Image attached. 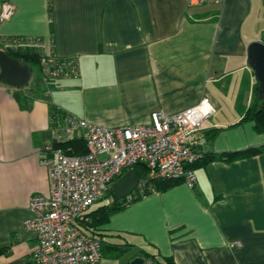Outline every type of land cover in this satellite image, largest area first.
<instances>
[{
  "label": "crops",
  "instance_id": "crops-1",
  "mask_svg": "<svg viewBox=\"0 0 264 264\" xmlns=\"http://www.w3.org/2000/svg\"><path fill=\"white\" fill-rule=\"evenodd\" d=\"M5 2L16 9L0 20L1 38L40 39L44 53L77 57L79 75L57 79L50 94L39 71L34 89L0 80V264H34L37 233L26 222L31 197L51 190L42 151L56 143L55 106L117 128L203 97L216 109L203 132L220 128L206 150L263 151L197 167L195 187L154 191L112 216L101 264H264V132L240 122L255 101L248 46L264 41L263 0H0V12Z\"/></svg>",
  "mask_w": 264,
  "mask_h": 264
},
{
  "label": "built area",
  "instance_id": "built-area-1",
  "mask_svg": "<svg viewBox=\"0 0 264 264\" xmlns=\"http://www.w3.org/2000/svg\"><path fill=\"white\" fill-rule=\"evenodd\" d=\"M224 1L186 0L189 6ZM15 9L14 4L3 3L0 20L10 19ZM25 42L21 37H0V49H16ZM40 72L50 94L57 79L79 75V61L77 57L60 58L51 50L44 54ZM55 108L56 143L83 138L87 151L67 153L56 143L42 151L51 190L47 196L34 195L30 200L33 218L26 222V228L37 233L38 241L32 260L34 264H101V242L81 229L79 221L83 215L138 162L147 164V176L127 196L129 202L154 192L158 180H177L195 187V164L203 156L200 149L206 144L205 122L216 109L210 98L203 97L176 114L154 110L150 123L112 128Z\"/></svg>",
  "mask_w": 264,
  "mask_h": 264
},
{
  "label": "trees",
  "instance_id": "trees-1",
  "mask_svg": "<svg viewBox=\"0 0 264 264\" xmlns=\"http://www.w3.org/2000/svg\"><path fill=\"white\" fill-rule=\"evenodd\" d=\"M40 42H25L16 49H7L6 52L13 58L18 59L22 64L30 67V70H37L40 72L41 62L44 56L42 47L38 45ZM258 83L255 86V101L252 106H250L244 113V116L240 122L253 121L257 131L264 132V102L260 103L258 99ZM54 117L57 116V112H54ZM220 128H215L204 132L206 137V144L201 147L200 151L203 153L201 159L195 164V168L205 166L209 163L215 161L232 162L235 160L251 157L260 154L263 151V147H248L241 150L234 151H224V152H212L206 150V146L212 143L215 137L218 135ZM56 146L62 147L67 153L81 154L87 151L86 143L83 138H74L65 142L56 143ZM133 168L141 178L147 176L148 166L145 162H138L133 165ZM181 181L177 180H158L155 182V191H166L174 187ZM152 192H149L150 194ZM147 194V195H148ZM143 199V197H138V199L129 202L128 197L125 199L118 200L115 193L113 184L110 185L106 193L101 197L98 202L105 201L104 203L98 205L93 210H88L81 220L79 225L81 229L87 235L98 239L102 245V254L104 255L105 250L111 244L105 240L106 234L102 230V227L110 222V219L115 214L124 211L131 204L136 203ZM118 252L123 253L128 248L127 246L115 245ZM2 251L0 250V254ZM146 257L154 259V256L146 254ZM169 264H175L172 259H166Z\"/></svg>",
  "mask_w": 264,
  "mask_h": 264
},
{
  "label": "water",
  "instance_id": "water-1",
  "mask_svg": "<svg viewBox=\"0 0 264 264\" xmlns=\"http://www.w3.org/2000/svg\"><path fill=\"white\" fill-rule=\"evenodd\" d=\"M248 64L255 72L259 85L258 99L264 102V41H252L248 46ZM30 67L22 64L18 59L11 57L5 50L0 49V80L12 86H29ZM141 177L135 169H128L113 183L114 193L118 200L125 199L138 186ZM132 264H144L141 258L135 259Z\"/></svg>",
  "mask_w": 264,
  "mask_h": 264
},
{
  "label": "rangeland",
  "instance_id": "rangeland-1",
  "mask_svg": "<svg viewBox=\"0 0 264 264\" xmlns=\"http://www.w3.org/2000/svg\"><path fill=\"white\" fill-rule=\"evenodd\" d=\"M263 5H264V0H263ZM29 84H30L29 88H33V89L36 86L41 87V85H42V82L38 80L37 70H35V69L30 72ZM24 86H25V88L27 87L26 85H24ZM212 117H213V115L210 117V119ZM214 117H216V116H214ZM104 202L105 201L95 203L89 210L95 209L98 205H100Z\"/></svg>",
  "mask_w": 264,
  "mask_h": 264
},
{
  "label": "bare ground",
  "instance_id": "bare-ground-1",
  "mask_svg": "<svg viewBox=\"0 0 264 264\" xmlns=\"http://www.w3.org/2000/svg\"><path fill=\"white\" fill-rule=\"evenodd\" d=\"M102 258H103V254H102Z\"/></svg>",
  "mask_w": 264,
  "mask_h": 264
}]
</instances>
